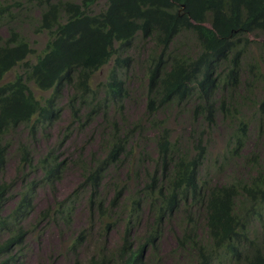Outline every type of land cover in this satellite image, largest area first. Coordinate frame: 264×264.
I'll return each mask as SVG.
<instances>
[{
    "label": "trees",
    "instance_id": "obj_1",
    "mask_svg": "<svg viewBox=\"0 0 264 264\" xmlns=\"http://www.w3.org/2000/svg\"><path fill=\"white\" fill-rule=\"evenodd\" d=\"M99 4L0 0V264L14 258L26 223L71 228L78 201L87 219L74 232V264H168L159 246L168 226L177 228L171 264H264V0ZM32 32L48 36L37 53ZM194 88L202 105L192 101ZM139 100L144 109L134 116L127 107ZM168 109L186 125L160 116ZM64 112L60 146L73 130L97 144L50 150L32 165L19 133L34 136ZM218 137L226 143L214 151ZM11 148L19 171L39 168V183L79 171L74 190L32 222L36 183L13 195L4 177ZM84 245L93 247L85 263Z\"/></svg>",
    "mask_w": 264,
    "mask_h": 264
},
{
    "label": "rangeland",
    "instance_id": "obj_2",
    "mask_svg": "<svg viewBox=\"0 0 264 264\" xmlns=\"http://www.w3.org/2000/svg\"><path fill=\"white\" fill-rule=\"evenodd\" d=\"M107 0H100L99 8L106 5ZM30 37L34 40L35 51L40 52L47 40L48 36L45 34L30 33ZM252 39L258 40V38L251 36ZM129 53L139 56V49L131 48ZM33 58V56L31 57ZM115 56H113L111 62L103 69L98 71L97 78L99 80L104 79L107 70L114 65ZM137 71V70H136ZM13 73L8 74L7 78H11ZM38 96L47 95L48 93H41L36 91ZM64 100V99H63ZM130 114L136 116L141 114L144 109V103L139 100L133 106L127 107ZM248 111V110H247ZM69 114L63 113L62 119L59 123L47 125L44 129L40 130L34 136H30L26 130H23L18 135V140L30 143L32 155V165H35L39 156L44 155L47 151L57 150V153L71 154L75 149L83 144H88L85 147V151L90 150L97 144V137L92 144L90 143L91 135L89 131H77L73 130L72 134L67 137L62 146L60 143L64 139L65 132H63V125L67 124ZM95 126L90 128L91 131L95 129ZM94 132V131H93ZM95 133V132H94ZM188 136V134H186ZM226 142H221V138L215 139L214 151H219V147L223 146ZM16 145V144H14ZM15 147V146H14ZM19 158L20 155L11 148L9 159L5 167L4 177L7 181L13 183L12 193L17 195L20 190L26 185V182L34 181L36 188L34 190L33 203L35 206L34 212H32L25 221H33L31 219L33 214H37L44 208L53 205L56 201H60L67 197L75 188L79 182V171L77 172L73 168H69L63 175L61 180H58L54 185H48L39 183L41 179V171L37 167L26 168L24 172L19 171ZM234 163V162H233ZM232 163V164H233ZM231 164V165H232ZM234 170L231 166L223 169L222 174L224 176L230 175ZM18 197V196H17ZM17 197H11L17 198ZM11 206L12 203L9 202ZM87 214L84 209L83 202L78 201L76 204L74 223H71V228L64 227L63 224L50 223L47 220L42 223H26V228L29 227L27 233L21 240L19 248L14 250V255L10 261V264H74L78 259V243L73 244L75 238V229L78 226L83 225L86 222ZM177 228L175 226H168L163 231L160 237L159 246L166 263L171 264L170 251L175 247V234ZM119 242L118 232H112L109 235V243L114 246ZM93 251V247L90 245H84L80 247L79 253L83 260V263L87 261Z\"/></svg>",
    "mask_w": 264,
    "mask_h": 264
},
{
    "label": "clouds",
    "instance_id": "obj_3",
    "mask_svg": "<svg viewBox=\"0 0 264 264\" xmlns=\"http://www.w3.org/2000/svg\"><path fill=\"white\" fill-rule=\"evenodd\" d=\"M251 36L258 38V40L252 39ZM251 36H250V38L252 40H256L257 42L263 41V36L260 33H254V34H251ZM251 51L255 53V48L253 46L251 47ZM201 89L206 90V87L204 85H202ZM262 92L264 93V88L262 89ZM191 96H192V101H194L195 103H201L202 94H201L200 90H197L196 88H194L191 91ZM201 105H202V103H201ZM160 116L167 118L168 123L171 124L172 126L183 127L186 125V120L179 114L177 109H168L164 112H161ZM259 211L264 213V211H262L260 209H259Z\"/></svg>",
    "mask_w": 264,
    "mask_h": 264
}]
</instances>
